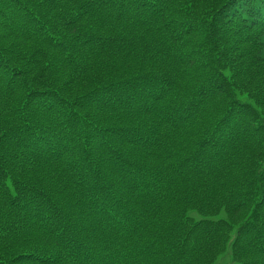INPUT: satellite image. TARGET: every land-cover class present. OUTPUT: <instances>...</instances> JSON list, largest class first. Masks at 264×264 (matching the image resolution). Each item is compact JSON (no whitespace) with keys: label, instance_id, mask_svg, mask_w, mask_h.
Here are the masks:
<instances>
[{"label":"trees","instance_id":"trees-1","mask_svg":"<svg viewBox=\"0 0 264 264\" xmlns=\"http://www.w3.org/2000/svg\"><path fill=\"white\" fill-rule=\"evenodd\" d=\"M226 249L264 264V0H0V264Z\"/></svg>","mask_w":264,"mask_h":264},{"label":"rangeland","instance_id":"rangeland-1","mask_svg":"<svg viewBox=\"0 0 264 264\" xmlns=\"http://www.w3.org/2000/svg\"><path fill=\"white\" fill-rule=\"evenodd\" d=\"M192 215L194 218H199L196 214H192ZM215 264H233L230 259V255L228 254V249H226L224 253H222V255L216 259Z\"/></svg>","mask_w":264,"mask_h":264}]
</instances>
